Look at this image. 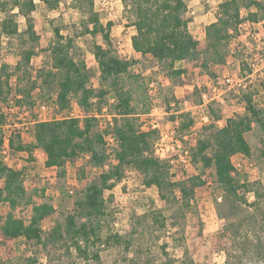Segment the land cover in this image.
<instances>
[{"label":"trees","instance_id":"obj_1","mask_svg":"<svg viewBox=\"0 0 264 264\" xmlns=\"http://www.w3.org/2000/svg\"><path fill=\"white\" fill-rule=\"evenodd\" d=\"M37 1L0 0V39L25 36L26 42L30 44L19 51V61L11 71L7 66L0 65V144L2 126L12 114L9 111V99H13V105L18 110L23 107L30 110L35 105V91L39 90L41 94L46 90L47 96L55 95L54 105L61 118L33 122L28 131L31 137L29 143L22 140L21 131L12 130L11 152L26 153L28 164L38 168L33 151L41 149L44 153L42 167L54 170L62 178L65 177V167L69 162L84 159L90 167L101 166L108 155L102 134L97 130L94 113H101L105 107L112 115L113 134L118 141L114 151L117 164L100 172L87 183L79 199L73 203L72 210L44 232L41 222L55 213L51 203L53 197L38 204L34 203L32 195L26 199L24 181L29 176V168H9L0 158V206L8 208L5 214H0V264L12 263L18 248L17 242L22 248L20 259L24 264H36L38 248L44 250L52 245L64 246L67 251L73 249L84 260L90 259L99 264V253L89 252V247L123 241L116 233L108 231L106 234L102 222L107 215L104 193L111 192L121 181L127 166L135 168L143 186L155 188L159 199L167 206L180 204L179 207L189 208L193 204L196 189L205 183L201 176L210 173L222 193L220 204H226L228 209L234 210L240 201H244L240 193H247L249 188L240 179L232 158L236 155L251 156L252 150L245 135L252 130L253 125L264 133V105L255 104V91L241 93L242 111L226 119L220 127L217 125L223 118L220 111L211 104L207 105V121L194 138L188 135L194 124L191 113L180 112L182 103L177 102L171 94L170 97L161 95L160 91L159 99L161 97L165 112L169 114L171 123L178 124L175 128L176 138L183 147L188 148L190 162L201 169L197 176L173 181L170 164L154 156L153 147L158 133L142 132L137 123L138 118L148 114L151 109L147 88L143 86L145 96L135 99L134 89L125 85L123 76L132 73L130 67L134 61L121 60L115 55L111 37L114 24L111 21L102 24L94 11V0L72 2L80 14L78 36L90 35L94 38L101 35L102 44L93 43L92 55L100 81L106 84V88L102 86L96 90L89 86L95 71L79 58L76 59L74 40L62 35L61 27L54 25V21H51L54 39L46 49L48 65L37 71L36 79H32L28 66L37 54L35 45L39 40L35 31L36 20L32 16ZM122 1L134 18L132 27L135 28V34L131 36V44L134 52L140 56L137 62L147 61L157 67H165L166 73L161 75L172 88L190 85L195 68L216 78L211 67L225 64L230 43L237 36L239 26L248 23L252 28L264 22V0H222L215 5H208L215 21L205 26V45L201 46L189 31L192 18L187 17V6L183 0H130L129 4L127 0ZM44 3L49 11H55L59 6V0H44ZM242 10H245V16ZM18 17L24 20L22 32ZM243 69L246 75L252 71L251 68ZM13 77L15 83L12 88L9 83ZM134 78H139V75L131 77ZM260 83L264 92V80ZM202 93L211 96V89H186L183 101L188 102L191 108L200 107L203 105ZM44 97L40 95L41 100L46 102L45 99L49 97ZM172 103L174 106H171ZM73 104L80 110V117L71 115ZM190 142H193L191 146ZM261 144L259 158L264 161V142ZM85 156L88 158L85 159ZM79 176L82 179L87 176L84 166L79 168ZM48 189L44 186L34 193L42 199ZM24 199L26 206L31 209L27 213H15L16 207ZM179 210L176 215L180 213ZM159 218L162 216L155 217L154 222L163 227L164 221Z\"/></svg>","mask_w":264,"mask_h":264},{"label":"rangeland","instance_id":"obj_2","mask_svg":"<svg viewBox=\"0 0 264 264\" xmlns=\"http://www.w3.org/2000/svg\"><path fill=\"white\" fill-rule=\"evenodd\" d=\"M105 1L106 3L102 0H94V11L99 15L103 25L108 21L113 22L112 36L120 37L124 33L125 38L128 39L127 36L135 32V28L132 27L134 18L129 7H126L122 0ZM183 1L187 6V17L192 18L189 31L200 45L204 46V28L215 19L207 6L215 5L216 2L214 0ZM108 2L110 5L107 4ZM129 2L130 0H127V4ZM245 13V10H242V15L245 16ZM32 16L36 20L35 31L39 37L38 44L35 45L37 54L32 57L28 66L32 79H36L37 71L48 65L46 49L54 39L51 26V21H54V25L61 27L62 35L74 40L76 59L79 58L88 68L95 71L89 86L96 90L106 86L100 81L92 55L93 43L102 44L101 35L94 38L90 35L78 36L80 14L74 8L72 0H59L58 9L55 11H49L44 0H38ZM17 21L22 32L24 20L18 17ZM0 44V65L7 66L9 71L19 61V51L30 45L26 42L25 36L11 39L1 37ZM139 63L146 76L134 79H131L136 75L134 73L123 76L125 85L134 89L135 99L146 95L143 91V86L146 87V79L157 80L159 93L161 91V95L168 97L171 94L179 103H182L186 89L215 87V91L211 90L213 100L205 106L192 109L188 106L186 110L184 105H180L181 112L191 113L194 119V124L189 130V138L196 137L202 130L205 122L203 116L206 115V106L209 104L219 110L223 117L217 123L218 127L223 126L226 119L242 111L243 104L240 102L242 92L255 91L253 96L255 104L264 105V92L260 85L264 80V22L252 28L248 23L239 26L237 36L230 43L225 64L211 67L216 78L209 77L200 68H195L192 71L190 85L172 88L170 83L162 78L161 74L166 73L165 67L162 65L157 67L147 61ZM244 67L255 71L252 78L247 77ZM260 73L262 75L258 77ZM227 79L230 81L227 82ZM14 83L15 77L11 78L9 84L12 86ZM44 91H41V94L39 90L35 91L33 99L36 104V102H44L40 95H44V98L49 97L45 99L47 100L45 103L48 104L47 110L40 111L34 108V105L24 126L18 124L20 120L14 119L18 116L15 113L10 117V123H17L19 126L16 130L21 131L25 143L31 141L28 131L32 121L54 120L62 116L54 105L55 95L47 96L46 90ZM160 104L163 106L161 97ZM71 115L79 117L81 115L75 104ZM152 119L160 124V131L164 135L169 131H176L175 128L178 126L171 123L169 114L163 115L158 112ZM106 120V117L101 119L103 123ZM12 137L16 138L14 134ZM245 138L251 147V156L236 155L232 161L240 179L248 185L249 191L247 193L241 191L240 195L244 196V201H240L234 210L228 209L226 204H220L222 193L211 173L201 176L205 183L196 189L193 204H190L189 208L179 207L180 204L167 206L159 199L155 188L144 187L141 178L139 181L132 176L129 192L120 181L111 193L108 191L104 193L107 215L102 222L103 231L106 234L108 231L116 233L123 241L91 246L89 252L99 253V264H264V161L259 158L264 133L253 125ZM173 140L168 138L164 144L170 145ZM192 143L190 142L189 146ZM33 157L38 168L28 164L27 154L24 152L12 153V162L15 168H29V176L24 181L26 199L32 195L34 203L38 204L53 197L51 203L55 213L41 222V229L46 232L57 220H62L63 215L72 210L73 203L79 199L84 186L92 180L89 177L90 166L84 159L74 163L69 162L65 167V177L62 178L54 170L42 167L44 154L41 149H35ZM83 166L88 173L85 179L79 176V168ZM200 170L199 166L191 163L186 169L176 170L172 174L174 175L172 180L197 176ZM44 186L49 189L46 190L45 196L39 199L34 192ZM26 199L18 204L15 213H27L31 209L30 206H26ZM178 210L180 213L176 215ZM7 211L5 205L0 206V214H5ZM159 215L163 218H159L160 221H164L163 227L154 222V218ZM16 246L18 248L11 264H24L20 259L22 249L20 242H17ZM38 249L36 264H98L90 259L84 260L73 249L67 251L64 246L52 245L44 250L40 247Z\"/></svg>","mask_w":264,"mask_h":264},{"label":"built area","instance_id":"obj_3","mask_svg":"<svg viewBox=\"0 0 264 264\" xmlns=\"http://www.w3.org/2000/svg\"><path fill=\"white\" fill-rule=\"evenodd\" d=\"M102 1L103 3H106L105 0H102ZM220 1L222 0H214V2L216 3ZM107 4L110 5V2H108ZM111 37L113 40L115 55L121 60H127V61L133 60L134 64H132V66L130 67L131 72L141 77L146 76L145 73L142 72L140 63L137 62V60H140V56L137 55L132 48L131 36H127L128 39H126L123 33V35H121L120 37H114L112 35ZM254 73L255 71H251V73L248 74L247 77L252 78ZM261 75L262 73H260L258 77H260ZM226 81L229 82L230 80L227 79ZM145 84L147 88V94L151 100V109L148 114L142 115L139 117V121H138L139 130L142 132L156 131L158 133V139L154 143V147H153L154 156L158 158L159 160L167 161L170 164V173L174 174L176 170L186 169L187 167L190 166L191 162H190L189 150L188 148L183 147L181 142L176 138L174 130L169 131V133L164 135L160 131V124L155 119H152L158 112L163 113V115H168V114L165 112L164 106L160 104L158 81L154 79H146ZM13 87H14V84L12 85V88ZM211 90L215 91V87L211 88ZM201 99L203 101L202 106H205L207 103H210L213 100L212 96H208L206 93L201 94ZM110 102H113V100H110ZM9 105L11 107L9 111L12 114H9L5 122L6 124L2 126L3 134L1 137L2 141L0 144V158L7 167L15 169L13 162H12L10 139H11V131L16 130V128L18 129L19 126L17 125V123H10L9 120H10L11 115L15 113V115H18V116L17 117L15 116L14 119L20 120V123L18 124L21 126H24L27 124L26 119H27V116L30 114V110L24 107L18 110L13 105L12 98L9 99ZM182 105H184L187 110L189 106L188 102L182 100ZM171 106H174V103H172ZM34 108H38L40 111H45L48 108V104L45 102H36ZM189 108L192 109L190 106ZM180 112H181V109H180ZM94 116L97 119V123H98L97 130L100 134H102L103 141H104V148H105V151L108 157H107V160L101 166H92L89 168L90 174H91V176L89 177L92 179L95 176H97L100 172L107 171L108 169L111 168V166H114L117 164V160L114 157V151L115 149H117V145H118L117 144L118 141L113 134L114 123H113L112 115H110L107 112V109L104 107L101 110V113L95 112ZM104 117H106L107 119L105 123L101 121V119ZM203 119L206 122L207 120L206 116H203ZM12 121L13 120H11V122ZM33 122L35 121H32L31 124H33ZM175 124H177V122ZM168 138H170L171 140L174 139L170 145L164 144L165 140ZM84 158L87 159L88 156H85ZM123 173H124V177L121 179L120 183L122 185H125L126 190L129 192L131 188V183H132L131 177L133 176L134 178L139 179V181L141 177L138 174V172L135 170V168H133L132 166L125 167Z\"/></svg>","mask_w":264,"mask_h":264},{"label":"crops","instance_id":"obj_4","mask_svg":"<svg viewBox=\"0 0 264 264\" xmlns=\"http://www.w3.org/2000/svg\"><path fill=\"white\" fill-rule=\"evenodd\" d=\"M214 21H215V19H212L211 22H214ZM211 22H210V23H211ZM112 29H113V28H112ZM112 32H113V30H111V35H112ZM134 34H135V32H132V33H131V36H133ZM42 152H43V151H42ZM43 154H44V153H43Z\"/></svg>","mask_w":264,"mask_h":264}]
</instances>
